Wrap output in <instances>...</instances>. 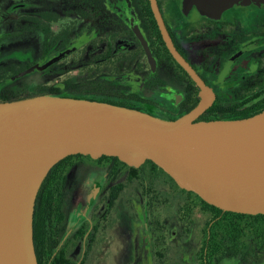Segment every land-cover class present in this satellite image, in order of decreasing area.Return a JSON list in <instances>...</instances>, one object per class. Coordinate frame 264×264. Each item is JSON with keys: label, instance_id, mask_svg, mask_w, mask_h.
I'll use <instances>...</instances> for the list:
<instances>
[{"label": "flooded vegetation", "instance_id": "obj_1", "mask_svg": "<svg viewBox=\"0 0 264 264\" xmlns=\"http://www.w3.org/2000/svg\"><path fill=\"white\" fill-rule=\"evenodd\" d=\"M156 2L175 49L213 93L209 108L217 104L244 116L263 111L264 5L238 2L210 17L196 5L184 11V0ZM30 37L39 38L37 47L20 48L0 61V102L62 92L68 76L83 71L84 64L93 60L99 69L102 55H108L104 70L113 85L130 88L122 99L142 104L145 113L174 120L201 99L197 83L168 49L149 0H0V49L10 40ZM75 61L81 67L69 70ZM51 76L54 80L42 81ZM133 182L140 192L124 203L130 210L140 207L139 217L150 232L146 264H166L159 248L164 243L174 249L172 264H264L259 214L211 207L163 175ZM113 188L99 194V187L79 213L69 211L65 194L62 219L51 216L45 231L35 233L34 251L37 243L47 253L52 249L40 260L35 251L37 264H102L104 246L109 263L133 264L127 223L119 233L128 240L116 251L120 194ZM166 206L172 211L171 231L157 217ZM109 231L113 239L106 242Z\"/></svg>", "mask_w": 264, "mask_h": 264}, {"label": "water", "instance_id": "obj_2", "mask_svg": "<svg viewBox=\"0 0 264 264\" xmlns=\"http://www.w3.org/2000/svg\"><path fill=\"white\" fill-rule=\"evenodd\" d=\"M149 1L168 49L200 88V101L175 120L55 95L0 102V264H37V192L57 162L76 154L117 157L134 168L150 160L180 188L223 211L264 214V110L243 119L198 120L214 95L175 49L156 0ZM238 2L264 5L184 0L183 9L196 5L217 17Z\"/></svg>", "mask_w": 264, "mask_h": 264}, {"label": "trees", "instance_id": "obj_3", "mask_svg": "<svg viewBox=\"0 0 264 264\" xmlns=\"http://www.w3.org/2000/svg\"><path fill=\"white\" fill-rule=\"evenodd\" d=\"M107 56H101L100 58V66L99 69L93 67L94 61L92 60L90 64H84L83 71L75 75L68 76L66 80V88L59 92L57 89H52L51 95L59 96V97H71L77 99H87L94 100L98 102H106L113 105H118L130 109H136L142 111V108L138 106L137 103L128 102V101H119L118 99H122V96L126 97L129 95L127 92L129 91V87L127 88L124 84H118L117 86L113 85V81L111 80V76L104 69L109 67V60ZM81 65H79L75 61V66H70V70L79 69ZM123 90H127L124 93H121ZM40 96V95H37ZM133 96V95H132ZM35 97V96H33ZM23 98H14L13 100H20ZM13 100H7L13 101ZM235 111H227L223 109L221 106L214 104L211 108L205 111L200 120L202 121H210V120H236L243 119L250 116L244 115H236ZM162 119H166L160 115H157ZM81 157H86L91 159V157L81 154L67 156L64 159L57 162L47 173L45 178L43 179L39 190L36 195L34 211H33V245L35 233L41 234L45 231L47 219L51 216L60 215L59 220L62 219V213L60 211L62 207V202L66 198L65 194L67 193L66 182L67 176L70 169L77 162V159ZM102 164L106 168L107 179L110 181H115L120 175H122L123 171H127V181L133 182L140 178V170L143 166L149 165L151 166V172H157L156 174H161L170 179L177 187H179L174 180L165 173L161 168H159L152 161H145L139 168H134L129 166L128 164L120 161L117 157L111 156H102L97 159H92ZM180 188V187H179ZM124 189V185L117 184L113 188V194H119L121 190ZM182 191L189 192L186 189L180 188ZM195 194L194 192H191ZM207 203V202H206ZM209 206L214 207L213 205L207 203ZM261 217V230L262 234L264 233V214H259ZM38 260L41 257L46 258L47 254L52 253V249L47 253L45 251L44 244L37 243V250L35 248Z\"/></svg>", "mask_w": 264, "mask_h": 264}, {"label": "rangeland", "instance_id": "obj_4", "mask_svg": "<svg viewBox=\"0 0 264 264\" xmlns=\"http://www.w3.org/2000/svg\"><path fill=\"white\" fill-rule=\"evenodd\" d=\"M39 43L38 37H30L25 38L21 40H10L6 42L2 48L0 49V61L5 60L10 56H14L18 50H21L20 48L30 47L33 48L34 46L37 47ZM70 68V67H69ZM70 70V69H69ZM73 71V69H72ZM72 74H76V72H72ZM47 80L48 82L50 80H54L51 77H42V81ZM147 95H149V92H146ZM44 95H51L49 93ZM119 101H123L124 99H118ZM169 105V104H168ZM140 107L142 104L139 105ZM143 112V111H142ZM162 117H165L164 115H161ZM170 120V119H165ZM175 120V119H174ZM152 168L149 165H145L140 170V178L143 179L145 177H148L149 175H161L156 174L157 172H151ZM106 175V168L98 163L97 161H94L86 157H81L77 159V162L73 165V167L70 169L68 176H67V182H66V189L68 193V203L67 208H69V211H76V213H79L80 208L84 207L86 205V201L90 198L91 194H94L95 191L100 187L99 194H105L108 193L110 187H115L117 184L124 185V189L121 190L119 193V199L118 201V207L116 209V230H117V239H116V251L119 253L121 251L122 243L127 241L124 236H121L119 233V227L121 225L127 223V225L132 226V263L133 264H146L147 263V256H148V241L150 239V232L148 228L145 226L144 223L141 222V219L139 217L140 207L136 206L135 209L130 210L129 208L125 207V203L130 198V196L135 197V194H138L140 192L138 184L135 182H128L127 181V171H123L122 175H120L115 181L109 182ZM166 191V190H165ZM132 194V195H131ZM171 194V193H170ZM127 199V200H126ZM80 202V204H79ZM125 202V203H124ZM81 205V206H80ZM172 207V206H170ZM157 217L160 218V220L163 222L165 221L166 226H168L169 231H171L172 228V211L171 209L166 206L162 210H159V213L157 214ZM112 229V228H111ZM110 229V231H112ZM110 231L106 233V236L104 237L106 242L109 240L112 241V237L110 236ZM167 236V234H166ZM102 237V234H101ZM103 240V241H104ZM129 247H130V240L128 241ZM108 245V244H107ZM161 253L165 255V261L166 264H172L175 260V252L172 246H168L166 243L159 246ZM108 248L104 246L102 249V253L106 252V256L102 258V264H111V261L109 263L108 261ZM116 261H118V255L115 254ZM123 263H124V259ZM119 264V263H117Z\"/></svg>", "mask_w": 264, "mask_h": 264}]
</instances>
